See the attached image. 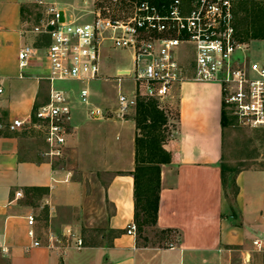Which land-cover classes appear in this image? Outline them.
Listing matches in <instances>:
<instances>
[{
    "label": "crops",
    "instance_id": "1",
    "mask_svg": "<svg viewBox=\"0 0 264 264\" xmlns=\"http://www.w3.org/2000/svg\"><path fill=\"white\" fill-rule=\"evenodd\" d=\"M50 1L71 19L85 17L83 13L94 3ZM30 2L0 0V244L8 247L7 253L0 249V264H233L236 251L243 258L249 254L251 260L258 252L253 240L264 241V169L239 171L237 192L232 201L228 199L221 177V86L186 81L175 89L177 129L165 144L172 160L161 166L157 223L145 227L158 234L151 237L138 229L136 235L129 234L128 225L135 223V122L108 118L115 126L103 122L89 127L86 112L100 106L95 98L80 110L72 104L64 155L53 159L43 155L45 134L35 126L34 111L49 97L50 82L42 76L48 71L45 54L51 39L34 30L44 7L33 1L38 22L32 25ZM24 45H31L35 56L22 69L18 53ZM254 57L264 62L261 54ZM90 92L92 98L91 88ZM15 119L24 121L23 125L12 127ZM86 150L87 167L103 168L109 175L104 194L111 213L98 229L102 232L99 242L88 241L84 235V184L72 166ZM29 214L36 218L34 229L41 246L28 248ZM69 230L83 239L82 248L68 245L74 243ZM50 232L60 238L58 248L45 246ZM171 242L174 248L168 246Z\"/></svg>",
    "mask_w": 264,
    "mask_h": 264
},
{
    "label": "built area",
    "instance_id": "2",
    "mask_svg": "<svg viewBox=\"0 0 264 264\" xmlns=\"http://www.w3.org/2000/svg\"><path fill=\"white\" fill-rule=\"evenodd\" d=\"M36 3L44 7V15L34 30L47 33L51 39L45 54L48 71L42 76L50 82L49 97L34 111L35 126L45 134L44 156L53 159L64 155L73 120L71 97L55 82L84 84L79 98L89 105L91 92L87 84L111 79L103 71L104 53L111 50L129 51L132 66L116 69L112 76L119 86L112 115L97 106L89 110L93 119H127L140 96L155 98L162 104L173 98L175 89L184 82L198 81L218 83L224 107L240 123L264 126V62L254 58L248 43L239 39L232 0H102L97 5L94 2L82 19L69 18L51 1ZM34 56L31 45L22 46L18 53L20 67H27ZM125 80L133 82L131 89L121 87ZM23 123L15 119L12 127ZM27 220L31 238L28 248L41 246L34 229L36 218L29 214ZM136 232V223L129 224L127 233ZM68 237L74 241L68 245L83 247V239L70 230ZM59 240L56 233L50 232L45 246L58 248ZM253 247L263 251L264 241L255 238ZM0 249L8 252L4 244ZM249 261L248 254L243 263Z\"/></svg>",
    "mask_w": 264,
    "mask_h": 264
},
{
    "label": "rangeland",
    "instance_id": "3",
    "mask_svg": "<svg viewBox=\"0 0 264 264\" xmlns=\"http://www.w3.org/2000/svg\"><path fill=\"white\" fill-rule=\"evenodd\" d=\"M33 1L34 0H31L30 2L32 25L38 22V20L36 19L38 9L35 5V2ZM100 1L102 0H94L96 5ZM253 3L254 0H240L239 3H235L234 23L235 25H237L239 33L242 32L243 28L248 26L250 22L248 21L249 19H247V17L244 15L245 6H253ZM252 40L246 41L250 50L254 51L253 53L261 54V56H264V42L255 41L254 43ZM252 42L255 45H253ZM104 55V76H107L111 79L94 80L89 82L87 86L89 87V89L91 88L92 91V98L90 97V100L93 101L95 98L97 104L105 109L109 115H112L111 111L116 108L117 105V93L119 87L117 82L113 80L112 76L115 75L117 67H131L132 59L131 53L126 50L106 51ZM254 55L252 56L254 57ZM187 59H189V57H185V60ZM258 59L263 60L262 58ZM55 84L57 87L70 92L69 95L71 94L70 97L73 99L72 104L74 106L77 105V108L79 110L81 106L83 108H87L88 105L86 106V104L83 103L79 98L80 89L84 84L78 81H56ZM132 86L133 82L131 80H125L121 85L124 90H129L132 88ZM175 96L176 94L174 93L173 98L165 100L162 104L157 100L159 103V107L160 104L162 106V108L160 107V109H162L165 115L168 117V121L170 123L169 129L171 130V134L176 132L178 123V100ZM224 109L228 117V122L224 126V152L222 164L231 169L228 172L226 190L228 199L232 201L235 196L232 181L235 179L236 174L239 171L246 169H264V126L244 125L238 121V119L231 113L228 108L224 107ZM79 110H77V113ZM85 110L87 111L89 110V108ZM135 113L136 109L130 111L126 118L135 122ZM94 120L95 119L91 117L89 111L88 113L86 112L85 121L88 123L87 125H89V127L93 125H101V123L103 122L108 125L115 126V122L108 118L98 120L96 119V121ZM171 134L168 140L171 139ZM88 153L89 152L87 150L84 152L82 151L79 157L80 161L74 162V159L72 166L73 170H75L74 175L81 178L84 184L85 205L82 211L83 223L85 225L84 235L86 239H88V241L90 240L99 242L102 232L98 231V229L100 226L106 225L107 218L111 213V205L105 199L104 194V188L106 186L109 175H106L107 172H105L103 168L87 167ZM84 157L85 160L83 159ZM145 230L151 237L156 236L157 232L152 228H146ZM159 242H161V240ZM160 245L162 246L164 244L160 243ZM232 262L233 264H264V250L255 252L252 255L251 260L247 263H243V257L241 253L236 251L234 252Z\"/></svg>",
    "mask_w": 264,
    "mask_h": 264
},
{
    "label": "trees",
    "instance_id": "4",
    "mask_svg": "<svg viewBox=\"0 0 264 264\" xmlns=\"http://www.w3.org/2000/svg\"><path fill=\"white\" fill-rule=\"evenodd\" d=\"M233 1L235 3L240 2V0ZM244 15L250 22L248 26L243 28L242 32L239 33L238 31L239 39L245 42L252 39H264V0H254L253 6H245ZM135 109L137 130L135 137L136 165L134 171H132L134 177L135 223L138 231L143 232L145 227L155 226L157 223L161 166L170 163L172 160L170 151L165 148L171 130L169 129L168 117L160 109L157 99L140 96ZM227 120L226 111L223 109V126L226 125ZM230 170L221 163L222 183L226 189ZM232 184L234 193H236L235 179ZM166 232L167 230H165Z\"/></svg>",
    "mask_w": 264,
    "mask_h": 264
},
{
    "label": "water",
    "instance_id": "5",
    "mask_svg": "<svg viewBox=\"0 0 264 264\" xmlns=\"http://www.w3.org/2000/svg\"><path fill=\"white\" fill-rule=\"evenodd\" d=\"M64 19V17H63V13L61 14V17H60V20L62 21ZM53 27L50 25L49 26V29H52Z\"/></svg>",
    "mask_w": 264,
    "mask_h": 264
}]
</instances>
